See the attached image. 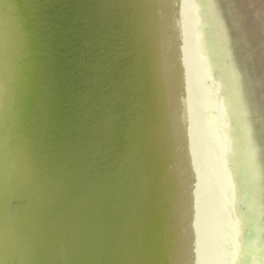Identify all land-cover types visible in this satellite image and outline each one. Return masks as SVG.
<instances>
[{"label": "water", "instance_id": "water-1", "mask_svg": "<svg viewBox=\"0 0 264 264\" xmlns=\"http://www.w3.org/2000/svg\"><path fill=\"white\" fill-rule=\"evenodd\" d=\"M163 23L158 0H0V264H171Z\"/></svg>", "mask_w": 264, "mask_h": 264}, {"label": "bare ground", "instance_id": "bare-ground-1", "mask_svg": "<svg viewBox=\"0 0 264 264\" xmlns=\"http://www.w3.org/2000/svg\"><path fill=\"white\" fill-rule=\"evenodd\" d=\"M241 1L243 9L248 11V27L253 31L264 74L263 37L247 9V1ZM158 2L164 21L162 73L167 82V133L175 174L169 231L173 246L171 264H255L257 237L254 234L257 232L253 229L252 239L245 241L242 222L235 212L237 186L232 167V136L235 134L239 139L240 159L257 187L259 177L254 168V150L258 142L239 91L238 99L234 89V84L237 89L238 84L218 1ZM207 26L214 37L220 79L214 74V51L210 52L206 45ZM9 66L7 62L6 67ZM6 67L0 60V157L11 151L7 134L11 81ZM186 78L189 90L185 85L182 88V79ZM261 109L260 120L264 124V103ZM195 134L201 137L196 146ZM196 150H199L198 158L194 157ZM0 161L1 203L7 184L4 174L12 164L7 158L2 157Z\"/></svg>", "mask_w": 264, "mask_h": 264}, {"label": "rangeland", "instance_id": "rangeland-1", "mask_svg": "<svg viewBox=\"0 0 264 264\" xmlns=\"http://www.w3.org/2000/svg\"><path fill=\"white\" fill-rule=\"evenodd\" d=\"M217 1L231 47V59L238 84L237 90L239 91L244 108L250 116L252 132L256 134L258 142L255 144L256 147L254 150V168L259 177L257 187L250 179L247 166L240 159L239 139L235 134L232 136V167L237 186L235 212L242 222V236L245 238V241H250L252 239V230H256L257 239L256 245L254 246L256 254L255 264H264V124L260 120L261 108H263L264 103V74L262 71V62L258 57L257 44L254 39L253 31L248 27L249 15L248 11L243 9V2L241 0ZM250 12L253 18H255V16L258 17V19L255 18L257 22L256 25L259 27L264 40V16L262 15L261 18H259L260 12L258 8H254V10H250ZM205 36L207 48L210 52L214 51V55L212 56L214 74L216 78L220 79V77H218L219 71L217 67L219 59L215 55L214 37L208 26L206 27ZM257 88L259 90H257ZM260 104H262V107H260ZM9 115L8 111V118ZM253 120L256 122H253ZM255 130H257V132ZM252 141L254 142L253 136ZM262 147L263 149H261ZM1 155L0 160H2V157L5 160L8 154Z\"/></svg>", "mask_w": 264, "mask_h": 264}]
</instances>
